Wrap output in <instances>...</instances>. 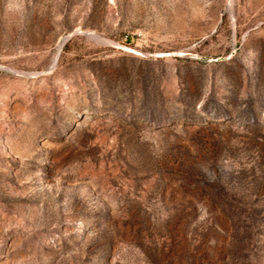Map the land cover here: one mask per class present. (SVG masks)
Wrapping results in <instances>:
<instances>
[{
	"label": "rangeland",
	"instance_id": "1",
	"mask_svg": "<svg viewBox=\"0 0 264 264\" xmlns=\"http://www.w3.org/2000/svg\"><path fill=\"white\" fill-rule=\"evenodd\" d=\"M0 264H264V0H0Z\"/></svg>",
	"mask_w": 264,
	"mask_h": 264
},
{
	"label": "bare ground",
	"instance_id": "2",
	"mask_svg": "<svg viewBox=\"0 0 264 264\" xmlns=\"http://www.w3.org/2000/svg\"><path fill=\"white\" fill-rule=\"evenodd\" d=\"M92 37H96V38H98V36L97 35H95V34H90Z\"/></svg>",
	"mask_w": 264,
	"mask_h": 264
}]
</instances>
